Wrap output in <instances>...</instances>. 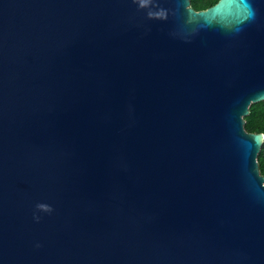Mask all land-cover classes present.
Here are the masks:
<instances>
[{"label": "water", "instance_id": "1", "mask_svg": "<svg viewBox=\"0 0 264 264\" xmlns=\"http://www.w3.org/2000/svg\"><path fill=\"white\" fill-rule=\"evenodd\" d=\"M264 0H0V264H264Z\"/></svg>", "mask_w": 264, "mask_h": 264}, {"label": "trees", "instance_id": "2", "mask_svg": "<svg viewBox=\"0 0 264 264\" xmlns=\"http://www.w3.org/2000/svg\"><path fill=\"white\" fill-rule=\"evenodd\" d=\"M191 6L196 11L206 10L215 5L219 0H190ZM245 130L249 133L264 134V101L250 106V113L244 118ZM260 173L264 176V143L258 156Z\"/></svg>", "mask_w": 264, "mask_h": 264}]
</instances>
